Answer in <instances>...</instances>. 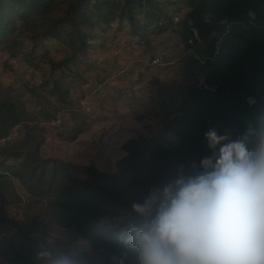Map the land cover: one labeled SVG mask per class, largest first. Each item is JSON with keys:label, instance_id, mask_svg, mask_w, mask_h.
Wrapping results in <instances>:
<instances>
[{"label": "trees", "instance_id": "obj_1", "mask_svg": "<svg viewBox=\"0 0 264 264\" xmlns=\"http://www.w3.org/2000/svg\"><path fill=\"white\" fill-rule=\"evenodd\" d=\"M183 2L187 18L177 24L184 29L174 32L186 40L198 38L204 45L189 55L196 79L189 91L190 107L182 109L174 120L164 121V133L143 138L118 161L114 173L101 171L95 165H78L75 169L72 163L59 160H52L51 165L41 153L45 141L42 129L35 131L32 124L56 119L57 112L29 109L26 101L9 95L0 80V140L21 129L20 138L0 144V153L5 156L0 160V201L7 199L8 189L16 180L30 196L45 199L50 220L89 242L90 251L83 253L88 264H114V257L122 258L125 249L118 239L120 221L131 212L132 201L140 200L151 186L172 178L179 164H188L204 154V134L209 128L219 126L216 129L220 134L242 133L254 112L249 97L258 98L264 93V0ZM141 11L157 34L172 30L170 23L178 15L175 12H180L179 6L156 0H0V48L13 43L19 46L13 38L15 33L29 40L33 49L46 38L59 40L61 26L66 23L72 31L69 36H75L72 55L61 61L51 60L55 73L73 63L77 55L97 51V29L114 19L128 21L132 35L149 45ZM199 77L204 78V87L214 88L211 94L219 99L218 104L209 101L203 109L202 96L210 92L196 87ZM53 82L50 93L62 96L60 83ZM49 87V81H44L40 89L27 86L37 95ZM71 167L78 169L75 175L69 173ZM104 217L115 221L102 224ZM45 224L37 218L32 228Z\"/></svg>", "mask_w": 264, "mask_h": 264}, {"label": "rangeland", "instance_id": "obj_2", "mask_svg": "<svg viewBox=\"0 0 264 264\" xmlns=\"http://www.w3.org/2000/svg\"><path fill=\"white\" fill-rule=\"evenodd\" d=\"M156 1L179 6L181 13L175 12L178 15L174 22H169L172 30L157 34L141 11L140 20L149 37L147 46L132 35L128 21L114 19L97 29V51L77 55L73 63L55 73L51 60L61 61L72 55L75 36H69L72 31L66 23L61 26L59 40L46 38L33 49L29 40L15 33L13 38L20 45L0 48V80L7 93L26 101L31 110L57 112L56 119L32 124L35 131L42 129L45 141L41 153L51 165L52 160H59L72 163L75 169L78 165H95L101 171L114 173L118 161L143 138L164 133V121L170 122L182 109H189L190 87L196 84L189 55L204 45L198 38L186 40L174 32L184 29L177 24L187 18L183 0ZM53 80L60 83L62 96L50 93ZM198 80L196 87H204V78ZM44 81L50 82L47 90H39V95L29 92L28 84L40 89ZM204 89L210 93L202 96L203 109L209 101L218 104L219 99L211 94L215 93L214 88ZM61 106L63 110L58 111ZM58 112L63 114L61 123L57 122ZM20 132L17 129L0 144L20 138ZM74 136V140H69ZM2 159L5 156L0 153ZM73 168L69 173L75 175L78 169ZM6 197L3 203L0 201V264H39L36 256L42 248L77 245L84 252L90 251L89 242L50 220L47 201L30 196L18 180ZM37 218L46 224L36 231L32 227ZM114 221L104 217L100 222L111 225ZM16 223L24 229L20 230Z\"/></svg>", "mask_w": 264, "mask_h": 264}, {"label": "clouds", "instance_id": "obj_3", "mask_svg": "<svg viewBox=\"0 0 264 264\" xmlns=\"http://www.w3.org/2000/svg\"><path fill=\"white\" fill-rule=\"evenodd\" d=\"M242 133L204 134V154L148 188L121 218L114 264H264V93ZM77 245L42 248L39 264H88Z\"/></svg>", "mask_w": 264, "mask_h": 264}, {"label": "built area", "instance_id": "obj_4", "mask_svg": "<svg viewBox=\"0 0 264 264\" xmlns=\"http://www.w3.org/2000/svg\"><path fill=\"white\" fill-rule=\"evenodd\" d=\"M61 118H62V113L58 112L57 114V122L60 123L61 122Z\"/></svg>", "mask_w": 264, "mask_h": 264}]
</instances>
